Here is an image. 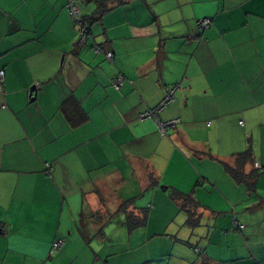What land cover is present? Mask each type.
<instances>
[{
    "label": "crops",
    "instance_id": "0c3cea01",
    "mask_svg": "<svg viewBox=\"0 0 264 264\" xmlns=\"http://www.w3.org/2000/svg\"><path fill=\"white\" fill-rule=\"evenodd\" d=\"M113 1L96 20L78 0L81 43L67 0H0V264H127L152 245L169 259L139 264H264V173L249 191L227 170L248 149L244 175L264 166V0ZM177 85L160 136L138 116ZM166 179L199 220L173 201L168 239ZM130 216L144 223L115 260L108 231Z\"/></svg>",
    "mask_w": 264,
    "mask_h": 264
},
{
    "label": "built area",
    "instance_id": "2783aa9c",
    "mask_svg": "<svg viewBox=\"0 0 264 264\" xmlns=\"http://www.w3.org/2000/svg\"><path fill=\"white\" fill-rule=\"evenodd\" d=\"M66 10L72 22L77 27L81 43H85L90 32V26L80 17L78 0H67ZM196 25L199 31H204L210 29L212 23L209 19L204 18L197 20ZM94 51L95 53L100 52L98 48H95ZM105 58L108 62L112 61V54L109 52L106 53ZM123 83H124L123 77L121 75H118L111 82V86L114 90H118L123 85ZM3 86H4V72L0 70V93L3 90ZM177 88L178 86L167 89L164 98L159 104H157L153 108H150L142 112L138 116V119L140 121H147V120L153 121L157 133L160 136H166L167 131L175 128L176 125L179 123L178 120L163 121L159 117L160 112L164 108H166V106L170 105L174 101V93ZM253 166L254 169L258 170L260 173H264V166H261L259 163H254ZM234 225L236 228H240V229L243 227V225H241L239 222L235 220H234ZM62 245H63L62 241H56L52 244V249L59 250L62 247ZM195 252L198 253V250H195Z\"/></svg>",
    "mask_w": 264,
    "mask_h": 264
},
{
    "label": "rangeland",
    "instance_id": "374dc122",
    "mask_svg": "<svg viewBox=\"0 0 264 264\" xmlns=\"http://www.w3.org/2000/svg\"><path fill=\"white\" fill-rule=\"evenodd\" d=\"M165 183H168V180L166 179L165 182H164V185L163 187L165 188L166 185ZM169 189L168 190H163L160 188L159 192H158V195L161 194L162 197H160L159 200H157L158 202V205H162V207L164 206L165 209H167L166 212H164L162 215H161V218H159V220H161L162 222L164 221H168L170 219V217H172V213H170L169 211V207H170V204L173 203L174 200V194L172 193V187H171V184H169ZM158 199V198H157ZM143 202H145V204L147 205V207L143 206L141 207L142 209L144 208H148V205L150 204H153L154 205V202L153 200H151L150 198H147V199H144ZM160 202V203H159ZM126 208V207H125ZM107 215V214H106ZM98 217V215H97ZM100 217V216H99ZM101 217L106 220L107 217L109 216H104V215H101ZM100 217V218H101ZM118 218L120 217L121 219L125 217L124 213L121 214V216H117ZM133 221L132 223L131 222H128V228L124 227L125 229H120V227L118 229H114V230H110L108 232H110V234L108 236H110V256L112 257H116L119 255V257L123 256L122 254L126 255L128 254L129 252V248L128 246L126 245V237L132 232V229H134L135 227H138L139 225H137V223H140V220L139 219H136L134 217H132ZM99 219V218H98ZM131 224L134 225L131 226ZM119 226V225H117ZM117 228V227H116ZM168 227L166 226V222H164L163 226H161V228H159V230H157L155 233H157L158 236H156L155 238H159L162 237V238H166V236L168 235H171V231L170 229H167ZM107 232V233H108ZM150 233H153V230H150ZM149 233V234H150ZM153 237V234L151 235ZM168 239V238H166ZM108 250V249H107ZM145 251V250H144ZM144 251H140L137 253V255L134 256L133 259H131L132 261H127V264H139V260L138 258H141L143 259L141 256H143V254H145V257H150L151 258V261H154V257L155 256H158L159 255H162L163 257V261L164 263H166V260H167V257L169 256V250L168 248H164L163 250H161V252H156V248H154V245L151 246V248H148L147 249V252H144ZM169 259V257H168ZM115 260H119L118 257L115 258ZM136 261H138L136 263ZM116 261H112L110 264H115Z\"/></svg>",
    "mask_w": 264,
    "mask_h": 264
},
{
    "label": "trees",
    "instance_id": "16d2710c",
    "mask_svg": "<svg viewBox=\"0 0 264 264\" xmlns=\"http://www.w3.org/2000/svg\"><path fill=\"white\" fill-rule=\"evenodd\" d=\"M94 2L96 4V10H95L96 20L101 18V16L104 15L110 9L109 7L110 4L114 3L113 0H94ZM80 17L85 22H87V24L91 27V24L93 23L92 20L87 19L86 17H83L81 14H80ZM177 86L179 87V85ZM250 159H251V152H250V149H248L244 151L243 153L236 155L234 157V166L233 167L227 166V170L230 173V175L234 178V180H236L237 182L243 183L249 191H252L254 182L260 172L254 169V171L250 173L248 176L244 175L243 169L245 165L250 162ZM173 197L175 201L180 200L184 208L188 207V218L186 221V225L190 227L197 226L199 223V220L198 218L195 217L196 214H194L195 209H196L194 201L189 196H184L179 193H175ZM132 219H133L132 216L128 217V222L132 223L133 221ZM143 223H144V218L140 220V223H137V225H142ZM131 226L134 227L133 224H131Z\"/></svg>",
    "mask_w": 264,
    "mask_h": 264
},
{
    "label": "water",
    "instance_id": "95a60500",
    "mask_svg": "<svg viewBox=\"0 0 264 264\" xmlns=\"http://www.w3.org/2000/svg\"><path fill=\"white\" fill-rule=\"evenodd\" d=\"M33 90H34V88H31V90H30L31 92L30 93H32Z\"/></svg>",
    "mask_w": 264,
    "mask_h": 264
}]
</instances>
